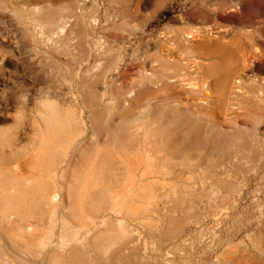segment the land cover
<instances>
[{
	"label": "bare ground",
	"instance_id": "6f19581e",
	"mask_svg": "<svg viewBox=\"0 0 264 264\" xmlns=\"http://www.w3.org/2000/svg\"><path fill=\"white\" fill-rule=\"evenodd\" d=\"M44 11L0 0V264L190 263L231 202L225 131L214 153L207 93L179 90L202 66L169 63L140 38L128 53L129 34L105 47L107 35ZM27 35L79 49L65 87L61 69L21 56Z\"/></svg>",
	"mask_w": 264,
	"mask_h": 264
},
{
	"label": "rangeland",
	"instance_id": "374dc122",
	"mask_svg": "<svg viewBox=\"0 0 264 264\" xmlns=\"http://www.w3.org/2000/svg\"><path fill=\"white\" fill-rule=\"evenodd\" d=\"M32 3L34 7L46 8L39 14L48 12L56 19L70 16L68 31L78 28V19L87 33L107 35L111 41L105 47L118 48L123 44L120 36L129 34L131 39L123 48L128 53L136 48L140 38L150 54L161 53L169 63L172 57L180 64L202 66L190 68L194 79L179 90L188 96V87L198 83L196 86L207 93L214 153L219 150L218 130L225 131L229 185L226 197L231 196V202L225 220L220 225H209L205 239L197 241L193 252L187 251L190 263L185 262V257L180 264H264V0H32ZM20 16L26 21L25 11ZM36 42L25 36L24 44L20 42L21 56L27 57L26 60H43L54 65V69H61L66 73V80L61 83L65 87L69 69L78 64L81 52L75 47L64 48L61 53L45 51ZM148 61L151 63L152 58ZM202 99L198 97L197 101ZM218 121L221 123L217 126ZM234 182L236 188H232ZM222 251L224 260L219 263L216 256Z\"/></svg>",
	"mask_w": 264,
	"mask_h": 264
}]
</instances>
